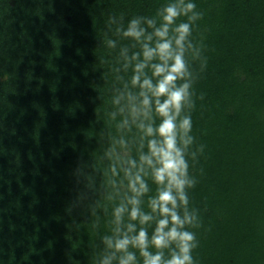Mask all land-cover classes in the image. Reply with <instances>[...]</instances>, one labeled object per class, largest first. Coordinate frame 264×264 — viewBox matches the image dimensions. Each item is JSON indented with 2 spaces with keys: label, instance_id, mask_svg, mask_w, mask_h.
<instances>
[{
  "label": "trees",
  "instance_id": "1",
  "mask_svg": "<svg viewBox=\"0 0 264 264\" xmlns=\"http://www.w3.org/2000/svg\"><path fill=\"white\" fill-rule=\"evenodd\" d=\"M169 5L181 14L161 38ZM133 21L139 37L127 35ZM181 23L190 25L188 75L176 83H190L192 107L177 117V146L193 186L176 211L194 217L185 225L195 233L193 264H264V0H0V264H120L124 253L107 239L141 226L151 239L152 169L139 173L148 187L139 207L153 216L144 225L129 220L127 173L161 139L141 84H157L152 66L162 60L145 46L168 40L179 51Z\"/></svg>",
  "mask_w": 264,
  "mask_h": 264
},
{
  "label": "clouds",
  "instance_id": "2",
  "mask_svg": "<svg viewBox=\"0 0 264 264\" xmlns=\"http://www.w3.org/2000/svg\"><path fill=\"white\" fill-rule=\"evenodd\" d=\"M195 5L189 3L184 6L182 10L184 14L191 12ZM181 14V10L175 5H169L164 9L162 17L164 24L162 28L156 30L158 37H165L168 32V26L172 24L175 18ZM199 17L193 13L189 20H195ZM176 31L179 33L177 38V45L179 51L175 53L172 51L168 40L163 43H158L155 49H147L144 55L151 58L155 54H159L162 63L153 65L156 77H160L155 86L152 85L151 80L145 79L141 84L142 88L148 89L154 97V104L150 106L149 98L145 93L142 101L143 105L151 110L154 107L155 111L161 117V122L156 133L161 137L159 141L149 140L148 147L150 155H142V165L137 174L133 176L128 171L129 188L134 193L128 198V204L131 205L129 211V220L138 221L140 225H144L153 220L151 213L145 214L141 211L140 197L148 192V187L142 179L140 172L143 171V165H147L152 169V180L157 185V193L154 198H150L149 207L153 213L159 214V219L156 220L152 232L151 239L148 237V230L141 226L139 231L134 236H129L124 233L120 238L115 240L107 239L110 247L116 251L124 253L120 259V264H137V255L141 258L142 264H193L192 249L194 248L193 241L195 233L185 229V225H193L194 217L187 212L184 218L181 219L177 214L178 199L180 205L187 206L188 198L185 194V187L191 188L192 182L187 177L188 163L186 162L183 149L177 146V117L180 115L181 109L185 103L192 107L189 101L190 83L183 82L177 86V80L184 78L187 73L186 64L183 59V40L189 34V23H181ZM127 35L139 37L141 32L136 31L135 21L133 27L129 30ZM172 63L169 64L168 61ZM143 65H137V70ZM134 83H140L139 75L133 76ZM163 97V100L160 98ZM203 99V94L200 97ZM179 129L187 136V133L192 130L191 116H185L180 120ZM148 135L153 134V128L149 126L146 129ZM191 141V137L185 139V146ZM135 167V162H131ZM137 185H139L137 187ZM175 189V195L173 194ZM125 211V206L120 205L114 210V216L117 221L120 220L121 214ZM167 229V231H165ZM129 231H135L136 225L128 224ZM129 245L137 249V253L128 251ZM151 245L156 249L155 254L150 253L147 249ZM175 245L176 251L170 253L169 259H164L163 249ZM106 264V262H105Z\"/></svg>",
  "mask_w": 264,
  "mask_h": 264
}]
</instances>
